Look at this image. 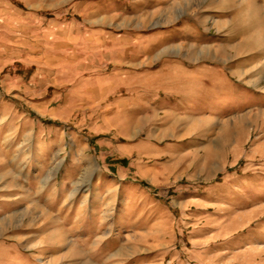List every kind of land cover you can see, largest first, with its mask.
<instances>
[{
  "label": "rangeland",
  "instance_id": "rangeland-1",
  "mask_svg": "<svg viewBox=\"0 0 264 264\" xmlns=\"http://www.w3.org/2000/svg\"><path fill=\"white\" fill-rule=\"evenodd\" d=\"M0 264H264V0H0Z\"/></svg>",
  "mask_w": 264,
  "mask_h": 264
},
{
  "label": "crops",
  "instance_id": "crops-1",
  "mask_svg": "<svg viewBox=\"0 0 264 264\" xmlns=\"http://www.w3.org/2000/svg\"><path fill=\"white\" fill-rule=\"evenodd\" d=\"M17 52H32V50L28 49L26 51V49L20 48ZM42 71V69H40Z\"/></svg>",
  "mask_w": 264,
  "mask_h": 264
}]
</instances>
